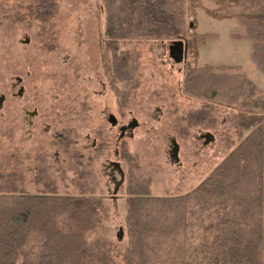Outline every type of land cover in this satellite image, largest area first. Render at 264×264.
<instances>
[{"label": "rangeland", "instance_id": "obj_1", "mask_svg": "<svg viewBox=\"0 0 264 264\" xmlns=\"http://www.w3.org/2000/svg\"><path fill=\"white\" fill-rule=\"evenodd\" d=\"M183 8L181 36L115 41L106 36L108 29L144 14L125 0H0V94L7 99L0 112V196L99 200L96 227L87 238L107 254L108 264H125L131 184H142L154 198L184 196L253 129L247 127L250 116L259 110L230 106L220 98L192 97L184 92L186 71L204 65L237 68L264 99V72L251 58V41L238 21L243 1L184 0ZM178 38L186 42L187 53L182 63L174 64L168 46ZM116 61L130 71L129 80L107 72ZM16 76L26 88L22 104L33 103L51 125L48 137L62 129L68 141L63 156L69 165L61 172L51 168L39 186L30 184L33 174L28 168L33 167L28 162L19 165L15 158L16 138L23 133L22 128L16 132L17 100L11 96ZM107 113L114 114L118 125L136 119L133 137L118 145V129L107 122ZM36 121L41 123V118ZM205 132L215 137L206 146L199 139ZM172 139L179 147L180 165L169 159ZM80 144L85 149L77 165L70 160L77 159ZM119 146L125 180L119 197L111 199L113 185L104 163L114 158ZM48 149L49 159L56 148ZM195 225L196 232L203 230L204 224ZM35 250L33 245L24 253ZM261 256L264 259V246Z\"/></svg>", "mask_w": 264, "mask_h": 264}, {"label": "trees", "instance_id": "obj_2", "mask_svg": "<svg viewBox=\"0 0 264 264\" xmlns=\"http://www.w3.org/2000/svg\"><path fill=\"white\" fill-rule=\"evenodd\" d=\"M125 1L144 14L108 29L107 37L182 35L184 0ZM240 1L245 8L238 21L251 41V58L264 72V0ZM106 69L114 78L130 79L118 61ZM238 70L204 65L186 71L184 92L192 97L259 112L250 116L249 134L190 193L154 198L142 184L130 185L125 264H264V99ZM99 208V200L0 196V264H108L107 254L87 238ZM196 223L204 224L201 232ZM33 245L34 253H24Z\"/></svg>", "mask_w": 264, "mask_h": 264}, {"label": "flooded vegetation", "instance_id": "obj_3", "mask_svg": "<svg viewBox=\"0 0 264 264\" xmlns=\"http://www.w3.org/2000/svg\"><path fill=\"white\" fill-rule=\"evenodd\" d=\"M25 44L29 43L28 38L25 39ZM170 44V43H169ZM169 56V55H168ZM169 59H171L169 57ZM172 60V59H171ZM173 61V60H172ZM174 64H176L173 61ZM182 63V62H181ZM11 96L12 98L17 100L14 114L16 117V132L20 131V129H23V133H18V138H16L17 143V152L15 155L17 164L21 165L23 162H28L29 166H32L33 168H28L29 171H32L33 178L30 180V184L36 186V185H42L43 180L48 176V171L51 168L57 169L58 172H61V168L67 167L69 165V160L67 159V156H63V153L65 152L67 154V147H68V141L66 139V134L64 130H56V132L51 136V125L47 122L46 118H43L41 115L39 109L34 106L33 103H29L27 105L22 104V101L25 98L26 88L23 85V79L19 76H16L14 78V82L11 85ZM6 94H0V112L3 111L5 103H6ZM110 116H113L116 125L111 126L112 128L118 129V136H117V144L121 145V142L125 137L132 138L133 137V131L139 126L136 119L132 118L130 121L123 125H118L117 118L114 116V114L107 113L106 120L108 122V118ZM41 118V123H37V119ZM136 122V124H135ZM131 126H135L133 129H131ZM64 129V128H63ZM205 132L199 135V139L202 141V145L206 146L210 143H205V139L201 136L205 135ZM212 134V133H211ZM213 135V134H212ZM214 137V135H213ZM215 139V137H214ZM83 141V140H82ZM172 140H170V149L168 151L169 159L171 164H177L179 163V147L178 152L176 155V158L173 157V144ZM175 141V140H174ZM26 144L28 145V148H26ZM95 146V140H93L92 147ZM55 147L56 150L54 151V155L51 158H47L50 156L46 153V149ZM84 145L80 144L79 151L77 153V159L74 160V157L70 160L71 163H75L79 165L80 160L83 157V151H84ZM50 150V149H48ZM124 154L121 147H116L114 150V158L106 160L105 165V174L107 175L108 179L110 180L111 184L113 185V191L112 194L109 196L111 199L118 198V192L120 188L122 187L124 180H125V173L122 167V160H123ZM21 173V171H20ZM61 174V173H60ZM18 183L20 186L23 184V179H21V176L19 174ZM28 194L21 193L20 196H26ZM56 196V195H54Z\"/></svg>", "mask_w": 264, "mask_h": 264}, {"label": "water", "instance_id": "obj_4", "mask_svg": "<svg viewBox=\"0 0 264 264\" xmlns=\"http://www.w3.org/2000/svg\"><path fill=\"white\" fill-rule=\"evenodd\" d=\"M186 53H187V44L183 39L178 38L177 40L170 42L168 46V55L176 64H180L185 60ZM108 123L111 126L116 125V121L113 116H110L108 118ZM134 127L135 126H131L130 128L133 129ZM201 137L205 139L206 144L214 141V137L211 133H206ZM172 144H173V149H172L173 157L176 158L178 152V144L174 140L172 141ZM117 238L118 240H121L120 234L117 235Z\"/></svg>", "mask_w": 264, "mask_h": 264}]
</instances>
